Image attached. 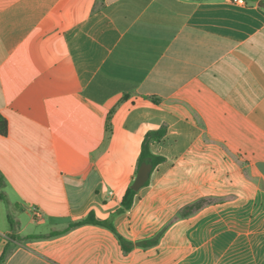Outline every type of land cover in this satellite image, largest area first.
<instances>
[{
  "label": "crops",
  "instance_id": "crops-1",
  "mask_svg": "<svg viewBox=\"0 0 264 264\" xmlns=\"http://www.w3.org/2000/svg\"><path fill=\"white\" fill-rule=\"evenodd\" d=\"M245 1L0 0L4 264H264V0ZM91 213L133 248L94 225L26 239Z\"/></svg>",
  "mask_w": 264,
  "mask_h": 264
},
{
  "label": "trees",
  "instance_id": "trees-1",
  "mask_svg": "<svg viewBox=\"0 0 264 264\" xmlns=\"http://www.w3.org/2000/svg\"><path fill=\"white\" fill-rule=\"evenodd\" d=\"M8 132V124L7 121L5 120V118H3L0 115V136H6ZM165 133L164 129H161L159 131L156 132H149L145 138L144 141L142 143V151H141V155H140V159H139V166L143 163L146 164H150L153 168L156 167V165H158L159 163H161L163 161L162 158L160 157H155L151 154L150 152V144L153 140L160 138L163 134ZM3 183L0 180V187H2ZM137 192L133 191L131 189V187H129L125 193V195L123 196V199L121 201V206L120 209L116 212V214H123L127 211H129L132 208L133 205V201H134V197L136 195ZM205 202L204 201H199L195 204H193L192 206L186 208L184 213H193L199 209L202 208L203 204ZM10 224L12 226V230L15 229V223H13L12 221H10ZM84 225H94V226H98V227H102L105 228L107 230H109L111 233H113L116 238L119 241L120 246L122 247L124 252H129L132 248H133V244L129 243L127 240H125L122 236H120L114 225L112 222V218L108 219V220H98L95 215L93 213L89 214L85 219L71 224L66 230L64 231H60V232H51L48 236L45 237H27L26 239H50V238H55L58 237L60 235H63L67 232H69L72 229L84 226ZM10 238L12 240H18L20 238H18L17 236H15L14 234L10 236ZM157 240H152V241H148V242H144L143 244H140L142 247H148L153 245ZM9 255V248L6 247L2 253V255L0 256V264H4L7 257Z\"/></svg>",
  "mask_w": 264,
  "mask_h": 264
},
{
  "label": "water",
  "instance_id": "water-1",
  "mask_svg": "<svg viewBox=\"0 0 264 264\" xmlns=\"http://www.w3.org/2000/svg\"><path fill=\"white\" fill-rule=\"evenodd\" d=\"M152 171V166L150 164L143 163L138 169L136 177L130 186L135 192H138L149 179L150 173Z\"/></svg>",
  "mask_w": 264,
  "mask_h": 264
},
{
  "label": "built area",
  "instance_id": "built-area-1",
  "mask_svg": "<svg viewBox=\"0 0 264 264\" xmlns=\"http://www.w3.org/2000/svg\"><path fill=\"white\" fill-rule=\"evenodd\" d=\"M233 4H237L240 6H244L246 5V1L245 0H230Z\"/></svg>",
  "mask_w": 264,
  "mask_h": 264
},
{
  "label": "rangeland",
  "instance_id": "rangeland-1",
  "mask_svg": "<svg viewBox=\"0 0 264 264\" xmlns=\"http://www.w3.org/2000/svg\"><path fill=\"white\" fill-rule=\"evenodd\" d=\"M231 197H234V196H231ZM16 225V224H15Z\"/></svg>",
  "mask_w": 264,
  "mask_h": 264
}]
</instances>
